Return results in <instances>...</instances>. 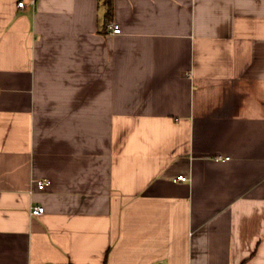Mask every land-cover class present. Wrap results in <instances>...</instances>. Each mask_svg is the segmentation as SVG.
<instances>
[{
	"label": "crops",
	"instance_id": "obj_1",
	"mask_svg": "<svg viewBox=\"0 0 264 264\" xmlns=\"http://www.w3.org/2000/svg\"><path fill=\"white\" fill-rule=\"evenodd\" d=\"M105 13L0 0V264H264V0Z\"/></svg>",
	"mask_w": 264,
	"mask_h": 264
},
{
	"label": "built area",
	"instance_id": "obj_2",
	"mask_svg": "<svg viewBox=\"0 0 264 264\" xmlns=\"http://www.w3.org/2000/svg\"><path fill=\"white\" fill-rule=\"evenodd\" d=\"M17 6H18V8L22 9V8H24V3L20 2V3H18ZM109 27L111 29V35H120L121 34V30L119 29V27L114 26V25H110ZM217 160L220 161L221 159L218 158ZM225 160H228V159H225ZM177 180L181 181V182L188 181V179L184 176H179L177 178ZM50 184H51L50 181H43V180L35 182V186L39 191H44L46 188H48L50 186ZM29 212H30L31 217H40L44 214V208L41 206H34V207L30 208ZM159 264H163V263H159Z\"/></svg>",
	"mask_w": 264,
	"mask_h": 264
},
{
	"label": "trees",
	"instance_id": "obj_3",
	"mask_svg": "<svg viewBox=\"0 0 264 264\" xmlns=\"http://www.w3.org/2000/svg\"><path fill=\"white\" fill-rule=\"evenodd\" d=\"M106 7V19H110L112 16V0H103Z\"/></svg>",
	"mask_w": 264,
	"mask_h": 264
}]
</instances>
